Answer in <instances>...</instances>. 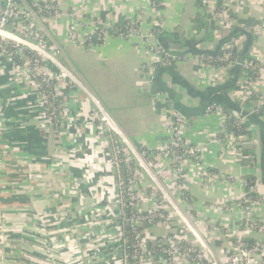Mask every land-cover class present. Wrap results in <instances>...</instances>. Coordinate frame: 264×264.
Instances as JSON below:
<instances>
[{"label": "crops", "instance_id": "1", "mask_svg": "<svg viewBox=\"0 0 264 264\" xmlns=\"http://www.w3.org/2000/svg\"><path fill=\"white\" fill-rule=\"evenodd\" d=\"M217 2L207 0L205 5L203 0H161L163 7L158 14L152 0H56L62 17L46 25L41 32L49 51L52 54L57 51L58 57L103 102L130 144L156 152L157 169L163 170L164 177H172L168 159L163 158L159 151L169 142L171 111L178 110L187 117L190 128L186 137L203 148L201 159L206 173L218 179L207 180L198 176L194 161L188 162L182 185L173 178H170V183L161 178L167 189L189 195L193 214H196L195 223L199 224L203 219L220 225V222H230L233 217L222 215L215 210V206L238 204L246 193L247 177L255 179V192L260 197L264 196V114L257 116L260 108H264V2L224 1L234 14L231 26L215 21L206 13ZM2 4L0 0V9ZM72 7L77 8L76 18L84 37L92 32L90 15L111 24L121 19L130 21L139 18L143 34L159 31V44L186 60L154 71L155 58L142 44L141 38L123 40L113 36L104 43L93 44L88 50L75 48L68 41L71 23L68 13ZM232 26L254 33L251 40L244 39L243 47L250 43L251 57L260 59L262 64V70L250 84L249 96L244 98L238 97L240 84L244 81L243 72L239 80L237 78L238 88L233 89L236 82L231 71L210 70L201 57L203 53L220 52L230 41ZM258 29H261L259 34L256 33ZM2 61L7 75L0 79V110L2 108L4 118L0 119V131L3 132L0 152L5 154L7 147L11 148V157L6 154L5 159L9 162L15 156L16 165L10 170L12 173H5L16 182L24 180L13 189L15 193L22 192L23 196H27L24 197L27 202L20 203L17 198L14 203L8 204H12V219L22 220L20 211L28 212L30 241L34 242L31 263L42 262L40 256L50 259L48 252L56 249L55 242L60 250L58 254H53L58 259L45 260V264H68L69 252L79 254L85 250L87 243L93 251L91 257L99 246L98 242L107 240L102 248L106 255L98 254L96 260H90L88 255L82 258L86 264H110L109 253L123 242L116 236L117 231L111 229L112 226L104 228L100 222L75 227L78 223L84 224L91 211L92 215L108 213L112 200L119 199L116 168L111 162L112 140L95 117L92 101L77 87L71 89L62 85V121L59 126H53L56 137L53 135L50 138L52 145L58 147L60 144L59 150L68 155L63 159L58 157L62 168L55 166L54 171L53 160L42 158L47 155L45 149L53 147L42 144L43 135L32 121L38 85L30 76H24L28 62L18 64L7 57ZM211 106L232 111L236 117L244 116L246 122L250 120L247 130L251 136L248 139L256 158L252 166L240 162L238 147L232 136L223 134V138H217L223 131L225 120L223 113L210 111ZM68 131L73 132L69 135ZM248 139L245 137L244 141ZM30 143L34 146L28 148ZM37 173L45 174L43 180L37 179ZM23 186L26 188L23 189ZM91 190L96 194V205L89 198ZM79 194H84L82 202ZM252 236V240L264 239L261 233ZM207 238L215 250L230 240L223 231L210 233ZM42 241L46 242L45 253L36 249L37 243ZM106 245L111 248L110 251L106 250Z\"/></svg>", "mask_w": 264, "mask_h": 264}, {"label": "built area", "instance_id": "2", "mask_svg": "<svg viewBox=\"0 0 264 264\" xmlns=\"http://www.w3.org/2000/svg\"><path fill=\"white\" fill-rule=\"evenodd\" d=\"M227 1V0H224ZM223 1V4L220 9L217 5L213 9L207 11L206 13L210 15L215 21L223 22L231 26L232 17L230 15V8ZM244 2H249V0H243ZM252 1V0H250ZM264 2V0H260ZM2 6L0 9V48L4 54L8 55L11 59L14 58V55L24 58L28 53L33 54V61H30L27 64L28 74L31 79L32 77L42 78L44 82H55L53 85H48V88H53V91L50 92L54 100L61 99V93L56 87L55 78H53V70L47 69L46 65L50 61L55 68L60 72L61 77L65 80H70L73 83L75 77L63 66V64L56 59L54 55L49 51L47 43L44 41L45 36L41 34L39 37L38 33L35 30L37 24L42 23L45 26L51 25L54 21H57L62 17V12L56 0H1ZM203 3L206 5L207 0H203ZM154 10L159 14L160 10L155 7V4L152 3ZM68 16L71 19V23L68 27V41L75 48H84L91 49L93 47L92 39L96 37L97 41L102 43L109 40L113 35L109 32L114 24L104 23L100 19L95 18L90 15L89 23L92 27V32L85 37L82 36L80 32V23L78 22L77 8L72 7L69 11ZM16 27L10 29L8 27L11 21H20ZM26 23L27 27H23V24ZM139 18L136 20H130L129 25L125 29H117L115 31V37L123 40L139 39L141 38L142 44L147 48L148 52L153 55L155 58L153 70L156 71L158 66L161 67H170L175 63L184 62L186 59L178 54L167 52L161 44L158 42L157 34L159 31H153L148 34H143L139 24ZM264 27V26H263ZM262 29V28H261ZM258 29L256 33H260ZM254 34V33H253ZM244 38L236 39L233 42L227 43L223 46V51H226L224 57L219 59V62L226 63L223 66H218L212 64L213 58L211 56H202L203 63L205 67L210 70L222 69L226 72L232 71L235 68L243 67V79L240 84V91L238 97L244 98L249 96V87L252 81V73L258 74L262 70V64L259 62L260 59L252 58L250 61L242 64L241 62L235 60L231 61L233 57V50L240 51L243 46ZM7 47H11L14 51L9 52ZM68 74L71 76L69 77ZM72 76L74 78H72ZM80 83L79 86L81 90L86 93L87 97L92 101L94 107V115L100 121L104 127V131L111 137L112 140V165L116 168V185L119 192L118 204L122 207H126V203L129 201L132 203V194L130 190L131 179L134 178L133 171V161L129 155L124 151V145L130 148L132 154L140 161L141 164H148L143 156L138 152L134 151L133 147L128 143V140L124 137L122 131L115 124L113 119L110 116L109 111L103 104V102L98 99L94 93L85 85L81 79H77ZM81 80V81H80ZM76 84V83H75ZM62 89V85H61ZM38 91H40L38 85ZM40 100L44 101L42 104L45 107L46 115L51 118V121L54 123V120L57 122V126L60 125V108L62 102H60L59 107L56 109L52 107V104L49 100L50 94L47 92L40 93ZM210 111H218L223 113V118L226 121L227 118H234L243 124L246 122V117L240 116L236 117L232 111H226L223 108L218 106H211ZM264 114V112H263ZM171 124L169 126V142L161 148L160 154L163 158L168 159L169 162V171L171 176L174 177V180L179 182L182 185V182L185 180V165L189 161H194L193 163L197 166V175L203 179H218L217 176L207 175L205 166L202 164L201 155L203 154V148L200 145L193 144L187 137L186 133L190 128V123L187 117L178 110L171 111ZM224 121V123H225ZM224 126V125H223ZM220 134H229L224 130ZM232 136L237 144V147L241 145L244 137L242 136ZM117 136L123 140V144L119 143L116 139ZM219 136V135H218ZM217 138H223L218 137ZM115 139V140H114ZM171 148H176L172 152V156H169V151ZM237 155L241 161L242 152L237 149ZM138 154V155H137ZM155 161L157 163V155L155 156ZM125 165L129 172L133 173L131 179H124L121 171V166ZM161 169V168H160ZM163 172H159L157 169V176ZM160 178V177H159ZM161 179V180H160ZM159 181L162 186L159 184V188L162 192L164 200H161L160 193L155 191L157 199V209L154 212L149 213H137L138 216L125 217L126 223L134 228L132 223H155V225L161 224H177L176 223V214L179 216L183 222V227H180L178 236L169 235L162 240H159L158 243L155 241L153 244L149 242H140L136 239V242L131 246H128V242L124 239V228L125 225L112 226L111 229L117 231L116 236H119L123 240L122 244L113 249L109 253L110 261L112 264H129L130 260L134 261V264H148L147 261H156L164 264H264V239L263 240H252V235L254 233L264 234V196L258 197L257 200L251 196H247L245 193L241 201L238 204L233 205H223L215 206V210L220 212L222 215L232 216L233 219L230 222H220V225H215L209 221L200 219L201 221L196 223V227L190 223L183 214L178 212V207L171 202L168 189L165 187V182L160 178ZM255 191V187L253 188ZM181 192V191H180ZM169 200L170 205L177 213H172L165 209V205ZM185 206L189 207L192 205L187 200ZM125 211V210H124ZM190 211H194L193 208H190ZM125 215V212H124ZM230 223V224H229ZM207 226V232H202L201 228ZM217 226L223 228L219 229ZM82 227V226H79ZM105 228V227H104ZM135 229V228H134ZM202 233H200V231ZM206 229V228H205ZM223 231L224 235L230 240L223 245L221 248L215 250L209 243L207 235L210 233H217ZM114 236V235H111ZM209 237V236H208ZM106 241H99L97 249H94L99 255L100 252H103V247L105 246ZM155 242V243H154ZM88 243L85 244V250L80 251L79 255H88L92 251L89 249ZM105 250V249H104ZM131 250V253L129 252ZM95 255L98 256V254ZM110 263V264H111ZM80 264H86L85 261H80Z\"/></svg>", "mask_w": 264, "mask_h": 264}, {"label": "rangeland", "instance_id": "3", "mask_svg": "<svg viewBox=\"0 0 264 264\" xmlns=\"http://www.w3.org/2000/svg\"><path fill=\"white\" fill-rule=\"evenodd\" d=\"M22 19L23 18H21L20 21H11L9 23L8 27L10 29H12L13 27H16L18 23L24 22V21H22ZM23 27H27V24L24 23ZM44 27H45V25L42 23H39L36 25L35 30L38 33L39 37H41V34H43L41 32V29ZM44 41L46 42V39H44ZM53 55H54V59H56L59 62L62 61V59L60 57H58L57 51ZM4 57H7L9 60H11V58L8 55L4 54L3 51L1 50V52H0V79L7 75V73H6L7 69L5 71V67L3 66V61H2V59ZM45 65H46L47 69H49V70H52V69L56 70V71L53 70L54 71L53 72L54 73L53 78H55L56 87H57V89H59V93L62 92L61 85H64V86L67 85L68 88H71V89L77 87L78 90H80L82 93H84L81 90L79 85L73 83L69 79L66 80L68 82H65V79L63 77H61L60 72L55 68L56 66H54L50 61H48V63L44 64V66ZM23 73H24V76H27L29 78L28 70L26 68H25V71ZM40 93L41 92L37 90L36 101L34 102V107L36 108L35 115L33 116V118L32 117L31 118H32V121H34L36 123V128L38 129V131H40V135H41V133L43 135L44 140H43L42 144L46 143V145H52V141H51L52 138H50V137L53 135H55V137H56V133L54 134L55 130L53 129V126H55V125L51 121V118L46 115L45 107L42 104L44 101L40 100V95H41ZM84 95L87 97L86 93H84ZM61 110H62V104H61ZM1 111H2V108L0 110V119L2 118V120H4ZM59 116H60V118H59L60 121H62V118H61L62 116L61 115H59ZM8 119H9V117H8ZM19 121L20 120H18L17 122L19 123ZM72 132L73 131H68V134L70 135ZM2 133L3 132L0 131V138L3 137ZM7 134H9V131H7ZM113 137H116L117 141L119 143L123 144V140L121 138H119L117 136H113ZM128 143L130 144L129 141H128ZM123 145H124L125 153L127 155H129L133 161V168L132 169L134 171V178H132L131 182H130V190H131V194H132L131 198L133 199L131 205L136 210L137 213L154 212L157 209L156 204H157V199H158L154 192L155 191L159 192L160 196H161V200H164L162 192L159 188V184L162 186L159 179L161 177H164L165 175L162 172L159 175L160 178L157 176L156 172H157V168H158L157 167L158 162L155 163L154 166L151 164L150 165L146 164V163L141 164L140 161L132 154V152L130 151V148L125 146V144H123ZM31 146H34V145L32 143H30V144H28L27 147L30 148ZM131 146L133 147V150L136 152L137 151L136 147L133 145H131ZM52 147L53 148L51 150H48L47 148L45 149L47 155L43 156L42 158H45V160H47V161L53 160L52 168L55 171V169H56L55 166L62 168V166L59 165V161L57 160L58 157L60 159H63L64 156L68 155V153H65L63 150H59L60 144L58 147L57 146L55 147L54 145H52ZM7 149L8 150L5 151V154H2L0 152V264H34V263H31V261H30V257H32L31 255L33 254L32 248L34 246V242L30 241L31 237L29 235L30 232L28 230V219H27L28 212H27V210H21L20 211L21 214L19 215V217L22 216L21 217L22 220L20 218H17V219L10 218V216L12 217L14 215H13V211L11 210L12 204L9 205L8 203L9 202L14 203L17 198H19L20 203H25V202H27V200L24 199V197H27V196H23L22 192L21 193H17V192L15 193L14 189H13V188H15V186H19L22 184V183H18V182H22L24 180H19L18 182H16L15 179L10 178L12 176L5 173V171L12 173V171H10V170H13L15 168V165H16V162H14V161H16L15 156L12 157L11 160H8L9 162H6V159H5V157H7L6 154L9 155L10 157L12 155V151H10L11 148L7 147ZM110 150H112V149L110 148ZM38 151L39 150H37V152ZM43 168H45V170H46V166H44ZM49 169H51V168H49ZM57 169H59V168H57ZM185 169H186L185 170V172H186L188 170V164L185 165ZM160 171H161V169H159V172ZM36 177H37V179L43 180V177H45V174L37 173ZM27 178H28V176H27ZM170 178L174 179L173 176L172 177H164L165 181H167L169 183L172 182V181H170ZM24 185H27V183H24ZM169 185H171V184H169ZM25 188L26 187L23 186V189H25ZM164 188L167 189V186H165ZM168 189L170 191V193H168V195L170 196L171 202L174 203L178 207V212L183 214L188 220H190V223H192L193 226L196 227V225H195L196 223L194 220L196 214L194 215L193 212L190 211V208H193V207L185 206V204L188 203L187 200L189 198L188 197L189 195L188 194L186 195L184 192H178L176 190H175V192H173L172 190H170V188H168ZM119 192L120 191L117 188L118 195H120ZM16 195H18V197H16ZM89 196H90L89 198H91L92 200L96 199V194L92 190L90 191ZM79 197H80V202H82L83 199L85 198L84 194H79ZM3 201H4V203H3ZM166 201H168V202L165 205V209L167 211L172 212V213H177L173 209V207L170 205L169 200H166ZM94 204L95 205L97 204V202L95 203V200H94ZM93 218H99V220L98 219L95 220ZM85 220L86 221L84 224L78 223L77 225H75V227L76 226H82V225H89L90 223L93 225L96 223L99 224V222L105 228H107L109 226H118V225H120V223L123 227V225H125L124 207H122L118 204V200L117 201L112 200V203L110 204L108 213L105 212V214H99L98 213V214L92 215V211H91V213L87 214ZM176 223H177L176 225L175 224H166L163 226L162 222H161V224H158V225H155V223H147V222L136 223V222H134V223H132V225L135 228V232H137L136 237H137L138 241L149 242L151 240V241H155L156 243H158L159 240H162L165 237H168L169 235H174V236L179 237L178 232L180 230V227H183V222L181 221L179 216H177V214H176ZM203 226L206 228V229L204 228L205 231L206 230L209 231V229H207V226L205 224H203ZM88 227H90V226H88ZM217 227L219 229H223L219 226H217ZM201 231H200V233L204 232V231H202V232ZM29 241H30V244H29ZM57 246H58V244H57V242H55V248L56 249L50 250V252H48L50 259H52V258L58 259L57 257L55 258L54 254H53V253L58 254V251L60 250V248ZM36 249L42 253H45V251L47 250L46 242L42 241V242L37 243ZM110 249L111 248L106 245V250L110 251ZM94 252H95V250H94ZM69 254H70V258H69L68 264H79V262L82 260V257H80V255L74 251L69 252ZM96 254H98V253L96 252ZM102 254L106 255L104 249H103V252H100V255H102ZM39 258H42V260H41L42 262H38L37 264H45L46 261H48V262L51 261L50 259H48V258L44 259V257H41V256ZM98 258L99 257H96V255L94 254L93 256L90 257V260H93V259L96 260ZM53 259H52V261H54ZM152 261L153 260H151V262ZM154 263H156V261Z\"/></svg>", "mask_w": 264, "mask_h": 264}, {"label": "trees", "instance_id": "4", "mask_svg": "<svg viewBox=\"0 0 264 264\" xmlns=\"http://www.w3.org/2000/svg\"><path fill=\"white\" fill-rule=\"evenodd\" d=\"M223 1L224 0H218L217 2V7L218 9L221 8L222 4H223ZM152 2L155 4V7L157 9H162V5H161V0H152ZM230 15L231 17L234 16V14L230 11ZM129 25V21L128 20H125V19H121L119 20L116 24H114V26L109 29V32L115 36V31L117 29H125L127 26ZM202 27V25H201ZM231 30L233 31L232 32V35L230 37V41H228L227 43H230V42H233L234 40L236 39H240V38H244L245 40L246 39H249L251 40V37H253V32L252 31H247L246 29H241L237 26H232ZM160 34H157V37H159ZM92 42L94 44H101L102 42L100 41H97L96 40V37H94L92 39ZM247 43V41H246ZM224 44V42H223ZM248 44V43H247ZM1 45V43H0ZM247 46V45H246ZM162 47L167 51V52H170L167 48H165L163 45ZM246 47L244 48L243 46L241 47L240 51H237L236 49L233 50V57L231 59V61H242V64H244L245 62L247 61H250L252 59L251 55H250V49L248 48V50H245ZM7 50L9 52H12L14 51L11 47H7ZM226 51H223V50H220V52L216 53V54H213V53H203L201 54L202 56H211L213 58L212 60V64H215V65H218V66H223L225 65L226 63H220L219 62V59L224 57ZM13 60L15 62H17L18 64H25L26 62H30V61H33V54L31 53H28L27 56H25L24 58H21L20 56H17V55H14V58ZM172 66V65H171ZM166 67H161V66H158L157 67V70H162V69H165ZM244 71V68L241 67V68H235L231 71V75L235 77V82H236V85L233 87V89H237L238 87V80L239 78L241 77V74L242 72ZM252 76V80L256 79L257 77V74L256 73H252L251 74ZM33 81L39 85V88H40V92H47L48 94H50L51 91H53V88H48V85H53L55 82H44L42 80V78H38V77H32ZM238 78V80H237ZM237 80V81H236ZM51 104H52V107L54 108H58L59 105H60V102H61V99H58L57 101L54 100L50 94V98H49ZM234 110V109H233ZM226 111H228L226 109ZM264 112V108H260L259 110V115L257 116H262ZM54 125L57 124V122L54 120ZM250 124V120L248 119L247 122L241 124L239 123V121L237 119H234V118H227V120L225 121L224 123V130L227 131V133L229 134H232L233 136H242V137H250L251 134L250 132L247 130L248 126ZM57 127V125H56ZM223 137L222 134H220L218 137ZM239 150H241L242 152V158H241V161L242 164L244 165H250L252 166L255 161H256V158H255V155H254V151L252 150V147L250 145V142H249V139L248 140H243V142H241V145L238 147ZM137 151L143 156V158L145 159V161L150 165H153L156 163L155 161V156L157 155L155 151H150L149 149L145 148V147H142V146H138L136 147ZM176 148H171V150L169 151V156H172V152L175 151ZM121 171H122V174H123V178L124 179H131L133 177V173L129 172L128 169L125 167V165L122 164L121 166ZM247 180V183L245 185V192L247 194V196H251L252 198H254L255 200H257V198L259 197V194L255 191H253V188L255 187V179L253 177H247L246 178ZM186 195L187 193L184 192ZM125 211V217H133V216H138L136 210L132 207V205L130 204V202L128 201L126 203V207L124 209ZM137 232H135V229L132 228L131 226H129L127 223L125 225V228H124V239L128 242V246H131L133 243L136 242V239H137ZM263 240V239H262ZM251 241H256V240H251ZM150 244H153V242H149ZM129 252L131 253V250H129ZM135 262L132 260H130V263L129 264H134Z\"/></svg>", "mask_w": 264, "mask_h": 264}, {"label": "water", "instance_id": "5", "mask_svg": "<svg viewBox=\"0 0 264 264\" xmlns=\"http://www.w3.org/2000/svg\"><path fill=\"white\" fill-rule=\"evenodd\" d=\"M213 25L212 26H214V22L212 23ZM250 47V43H248L247 44V46H246V49L245 50H248V48ZM241 63H242V61H240ZM61 63L63 64V66L75 77V78H77V79H79V77L74 73V71L71 69V67L70 66H68L67 64H65V62H63V61H61ZM238 68H241V66L240 67H238Z\"/></svg>", "mask_w": 264, "mask_h": 264}, {"label": "bare ground", "instance_id": "6", "mask_svg": "<svg viewBox=\"0 0 264 264\" xmlns=\"http://www.w3.org/2000/svg\"><path fill=\"white\" fill-rule=\"evenodd\" d=\"M68 76L71 77L69 74H68ZM72 78H74V77L72 76ZM73 80L75 81V83H76L77 85L80 84V83L78 82V80H76L75 78H74Z\"/></svg>", "mask_w": 264, "mask_h": 264}]
</instances>
